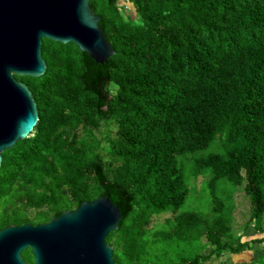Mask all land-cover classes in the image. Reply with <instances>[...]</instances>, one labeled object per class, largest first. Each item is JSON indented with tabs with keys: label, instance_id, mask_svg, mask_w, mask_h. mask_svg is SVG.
Segmentation results:
<instances>
[{
	"label": "trees",
	"instance_id": "obj_1",
	"mask_svg": "<svg viewBox=\"0 0 264 264\" xmlns=\"http://www.w3.org/2000/svg\"><path fill=\"white\" fill-rule=\"evenodd\" d=\"M127 1L129 13L120 0H89L114 49L98 84L75 43L48 38L45 71L14 74L38 118L1 153L0 228L104 195L101 174L130 198L105 237L114 264L264 251V0ZM203 174L208 209L184 208ZM21 256L33 261L30 248Z\"/></svg>",
	"mask_w": 264,
	"mask_h": 264
},
{
	"label": "water",
	"instance_id": "obj_2",
	"mask_svg": "<svg viewBox=\"0 0 264 264\" xmlns=\"http://www.w3.org/2000/svg\"><path fill=\"white\" fill-rule=\"evenodd\" d=\"M99 19L89 0H0V163L2 151L26 137L38 118L30 89L14 74L45 71L41 43L48 38L75 43L83 52L84 75L98 84L114 53ZM98 177L104 195L81 199L76 208L58 211L46 222L0 228V264H114L105 237L117 229L130 198ZM26 248L31 263L21 256Z\"/></svg>",
	"mask_w": 264,
	"mask_h": 264
},
{
	"label": "rangeland",
	"instance_id": "obj_3",
	"mask_svg": "<svg viewBox=\"0 0 264 264\" xmlns=\"http://www.w3.org/2000/svg\"><path fill=\"white\" fill-rule=\"evenodd\" d=\"M120 4L122 5V7H124L123 8L124 13L131 12V8L132 7H131V4H130L129 1L120 0ZM206 178H207V175L203 174V177L201 178L202 180H201L198 188L196 190L195 189L193 190V188H191L190 196L187 199L186 203L183 205L184 208L188 207V206L189 207L190 206L191 207H193V206L195 207L197 204H202V209L203 210L204 209H208V207H209L208 193H207V190L205 189V186H206L205 180H206ZM191 179H193V178H190L189 181ZM189 184H190V182H189ZM190 186H193V184H190ZM240 195H242L241 192L237 196V199H239V197L241 198ZM241 208L242 209L240 210V213L238 215H236L237 221L240 222V223H241V221H243L247 217V215H246L247 210L244 211L245 206L243 205V203H242ZM263 221H264V219H263ZM254 236H257V235L254 234V231H252V230H249V231L244 233V238L254 237ZM261 247H262V243H260V244L256 243V244L253 245V248L251 249V251H245L244 253H240V254H229V253H226V254H223L220 258L212 257V258H210V261L213 264H216L219 260H229L231 263H233V262L242 261V260L243 261L244 260L249 261L251 259H256L258 262L261 261V263H264V251H260ZM186 252H188V251H186ZM207 252H208L207 249L204 250V254L207 253ZM260 257H261V259L259 261L258 259Z\"/></svg>",
	"mask_w": 264,
	"mask_h": 264
}]
</instances>
